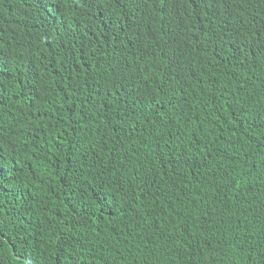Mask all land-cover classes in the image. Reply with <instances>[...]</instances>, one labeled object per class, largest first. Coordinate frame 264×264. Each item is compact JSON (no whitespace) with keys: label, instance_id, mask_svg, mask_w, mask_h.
<instances>
[{"label":"trees","instance_id":"trees-1","mask_svg":"<svg viewBox=\"0 0 264 264\" xmlns=\"http://www.w3.org/2000/svg\"><path fill=\"white\" fill-rule=\"evenodd\" d=\"M0 264H264V0H0Z\"/></svg>","mask_w":264,"mask_h":264}]
</instances>
